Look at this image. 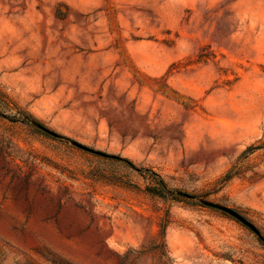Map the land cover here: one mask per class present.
Returning <instances> with one entry per match:
<instances>
[{
  "label": "rangeland",
  "instance_id": "1",
  "mask_svg": "<svg viewBox=\"0 0 264 264\" xmlns=\"http://www.w3.org/2000/svg\"><path fill=\"white\" fill-rule=\"evenodd\" d=\"M205 202L264 237V0H0V264H264Z\"/></svg>",
  "mask_w": 264,
  "mask_h": 264
},
{
  "label": "water",
  "instance_id": "2",
  "mask_svg": "<svg viewBox=\"0 0 264 264\" xmlns=\"http://www.w3.org/2000/svg\"><path fill=\"white\" fill-rule=\"evenodd\" d=\"M205 204L207 206L212 207V208H215V209H218V210L225 211V212L229 213L230 215H232L233 217L238 219L240 222H242L244 225L248 226L255 233L260 235L259 230L251 222H249L246 218H244L241 214H239L238 212L234 211L233 209L225 207V206H222V205H219V204H216V203H212V202H205Z\"/></svg>",
  "mask_w": 264,
  "mask_h": 264
},
{
  "label": "trees",
  "instance_id": "3",
  "mask_svg": "<svg viewBox=\"0 0 264 264\" xmlns=\"http://www.w3.org/2000/svg\"><path fill=\"white\" fill-rule=\"evenodd\" d=\"M27 117H28V116H27ZM28 118H30V117H28ZM53 134H54V133H53ZM151 174H152L153 176L156 177V174H155V173H151ZM160 184H161V186H162V188H163L164 190H167V188H166L164 182L161 181ZM179 196H180V197L192 198L191 195H188V194H186V193H179ZM259 237H260L261 241L264 243V237H262L261 235H259Z\"/></svg>",
  "mask_w": 264,
  "mask_h": 264
}]
</instances>
